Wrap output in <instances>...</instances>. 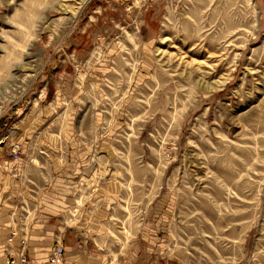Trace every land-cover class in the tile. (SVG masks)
<instances>
[{
  "label": "rangeland",
  "instance_id": "1",
  "mask_svg": "<svg viewBox=\"0 0 264 264\" xmlns=\"http://www.w3.org/2000/svg\"><path fill=\"white\" fill-rule=\"evenodd\" d=\"M24 171L105 211L112 256L264 264V0H0V196L19 208Z\"/></svg>",
  "mask_w": 264,
  "mask_h": 264
},
{
  "label": "crops",
  "instance_id": "2",
  "mask_svg": "<svg viewBox=\"0 0 264 264\" xmlns=\"http://www.w3.org/2000/svg\"><path fill=\"white\" fill-rule=\"evenodd\" d=\"M71 141L63 143L70 146ZM23 143L25 147V139ZM60 161L53 162L50 178L65 175L73 182L79 164L70 160L63 166ZM28 176L25 171L22 172L20 208L17 204L19 201L13 200L14 192L7 193L3 199V195L0 196V264H9L11 255L21 252L22 239L27 240L25 253L29 264H47L55 237L60 231L63 232L62 239L66 250L62 264H157L154 252L151 250V255L147 256L136 242L126 249L120 247L116 256L106 253L112 232L105 211L95 210L92 203H82L73 189L74 186H70L73 190L63 193L58 191L56 185H52V180L50 186L43 184L39 188L37 181ZM13 235L16 238L10 242ZM82 237H87V244L80 248Z\"/></svg>",
  "mask_w": 264,
  "mask_h": 264
},
{
  "label": "built area",
  "instance_id": "3",
  "mask_svg": "<svg viewBox=\"0 0 264 264\" xmlns=\"http://www.w3.org/2000/svg\"><path fill=\"white\" fill-rule=\"evenodd\" d=\"M18 157V154L15 155ZM63 232L60 231L58 235H56L54 244L52 246V254L49 258V261L47 264H62L65 256V246L62 239ZM16 238V235H13L10 239V242H12ZM87 237L80 238V248H83L86 244ZM22 249L21 252H19L16 255H11L9 264H29V258L27 254L25 253V246L27 245V240L22 239L21 240Z\"/></svg>",
  "mask_w": 264,
  "mask_h": 264
},
{
  "label": "bare ground",
  "instance_id": "4",
  "mask_svg": "<svg viewBox=\"0 0 264 264\" xmlns=\"http://www.w3.org/2000/svg\"><path fill=\"white\" fill-rule=\"evenodd\" d=\"M166 39V38H165ZM171 41V40H170Z\"/></svg>",
  "mask_w": 264,
  "mask_h": 264
}]
</instances>
